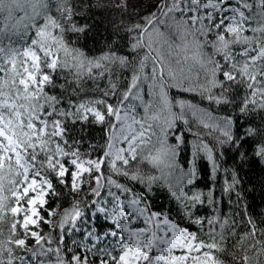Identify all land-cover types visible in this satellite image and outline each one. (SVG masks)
I'll return each mask as SVG.
<instances>
[{
	"label": "snow or ice",
	"instance_id": "obj_1",
	"mask_svg": "<svg viewBox=\"0 0 264 264\" xmlns=\"http://www.w3.org/2000/svg\"><path fill=\"white\" fill-rule=\"evenodd\" d=\"M115 6L126 8V0ZM48 7L47 0H0V73L4 74L0 76V222L6 220V212L12 217L8 240H0V264H5L2 258L5 250L8 253L7 264H13V249L7 245L23 248L29 234L37 245L45 239L38 232L30 231L29 226L38 227L40 221L53 223L40 216L38 206L47 204L48 195L62 194L57 191V185L79 195L83 186L94 180L95 187L90 190L99 196L104 186V166L116 175L143 183L145 178L139 171L130 173L126 166L144 153L152 136L156 135L149 121L161 122L160 147L155 155L150 149L147 155H143V159L154 167H159L162 157L175 155V149L166 144L167 129L173 127L176 119L183 118L185 109L191 110L205 128H216L224 137L231 139L230 120L223 126L206 123L204 116H197L195 107L184 101L175 105L181 109L179 114L173 111L174 105L167 89L179 87L184 91H196L194 87H185L184 81L192 79L193 69L197 66L204 71L208 85H199V90L201 94L207 93L210 101L230 103L227 93L231 86L243 84L250 91L243 100L241 111H247L249 105L264 110V0H163L158 8L174 22L176 31L169 34L155 26L156 13L145 18L152 26L151 31L143 25H133L129 31L138 29L139 33L131 49L137 52L146 49L138 63L111 50L99 58H88L65 38L66 32L81 33L86 27L73 22L72 7L57 9L63 22L48 14ZM176 13L180 14L179 18ZM9 33V43L5 47L2 38ZM13 35L21 39L12 40ZM174 36L180 43H176ZM216 56L222 57L223 63L214 59ZM173 57L175 68L172 66ZM149 64L156 100L146 106L144 117L138 120L134 109L125 101L133 94L132 89L137 87L143 70ZM109 65H118L121 69L131 66L132 70L129 87L117 106L104 99L74 102L70 98L85 91L82 86L85 77L96 80L103 78L105 73L111 75ZM45 69L51 71L46 72ZM57 69L67 70L71 79L65 76V83L57 85L53 80ZM94 69L99 71L94 73ZM220 75L223 80L218 79ZM196 79H199V71ZM46 86L59 87L68 93V107H60L65 97L49 94L45 91ZM218 87L224 91L216 95L212 90ZM111 88V93L103 91L104 96L114 94L116 84L112 83ZM208 118L211 119L210 114ZM69 122L73 125L91 122L107 126L106 144L100 146L105 149L102 156L93 159L72 146L79 141L70 142L66 126ZM117 143H126L127 148L116 147ZM259 154L264 156V148ZM158 179L156 176L147 177L149 189ZM107 185L125 193L129 191L111 176L107 177ZM6 191L8 195H5ZM143 199V196L133 194L126 202H119L120 216L126 215L124 209L129 207L137 218H143L146 227L131 228L129 223L117 222V227L127 235L120 237L122 254L118 259L112 257L113 264H224L216 255L226 251L223 232L213 235L211 242L198 241L195 233L181 228L167 216L161 219V214L149 211L146 204L141 206ZM193 199L198 200L199 197ZM21 201H25L28 207H22ZM78 205L77 200L71 210L63 211L61 228L70 216L74 220L81 215ZM22 212L21 222L17 216ZM56 214L55 210H48L49 216ZM248 223L252 228L246 235L251 237L255 235L256 226L251 219ZM18 227L24 230V238H15ZM2 235L3 228L0 227ZM47 242L51 245L52 240L49 238ZM243 242L242 237L238 243L242 245ZM173 249L186 250V254L173 255ZM166 250L168 254L161 255ZM32 251L38 257L55 255L54 262L49 258L39 264H65L59 247L44 249L41 245ZM261 255H264V245L257 253V256ZM73 262L87 264V260L82 261L80 256H73L69 264ZM241 262L252 264V258L245 253ZM101 264L105 262L101 261ZM256 264L261 262L257 260Z\"/></svg>",
	"mask_w": 264,
	"mask_h": 264
},
{
	"label": "trees",
	"instance_id": "obj_2",
	"mask_svg": "<svg viewBox=\"0 0 264 264\" xmlns=\"http://www.w3.org/2000/svg\"><path fill=\"white\" fill-rule=\"evenodd\" d=\"M162 2L163 0L140 2L127 0L125 8L116 7L115 5L120 3L112 0H67V5L65 0H47L49 5L47 13L63 22L57 9L61 6L72 7L73 22L77 26L86 27L81 33L66 32L65 38L72 42L73 47L81 49L88 58H99L103 53L111 50L138 63L146 49H139L138 52L131 49V44L135 42V37L139 33L138 29L129 31L133 25L140 24L151 31L152 26L147 24L145 18L156 13L155 26L169 34L176 31L174 22L163 15L164 10L158 8ZM179 15L176 13L177 18ZM40 22L42 23V20ZM9 36L10 33L2 38V44L5 47L9 43ZM11 39L19 40L21 37L13 35ZM174 39H176L175 36ZM176 43L180 41L176 39ZM214 59L223 63L220 56ZM172 66L177 67L174 57ZM109 67L112 68L111 75L105 73L103 78L96 80L85 77L82 81L85 91L70 98L74 102L104 99L107 103L117 106L124 91L129 87L132 70L131 66L127 69H121L118 65H109ZM97 71L99 70L94 69V73ZM197 71H199L198 80L196 79ZM65 76L71 79L67 70L57 69V72L53 74V80L57 85L64 84ZM150 77L151 64L143 70L137 87L132 89L133 94L129 96L128 101H125V104L135 109L140 119L144 117L146 106L155 103L156 100ZM218 79L224 78L220 75ZM112 83L116 84L115 93L104 96V90L112 92ZM201 84L208 86L204 71L197 66L193 69L192 79L184 81L185 87H194L196 91L169 87L167 91L174 105L173 111L179 114L181 109L175 105L179 101H184L192 104L197 116L203 115L206 123H219L223 126L225 121L230 120L231 139L224 137L216 128H205L199 119L192 115L191 110L185 109L183 118L176 119L173 127L167 129L166 144L175 149V155L162 157L159 167H154L143 159V155H147L149 149L155 155L156 149L160 147L158 137L161 122L149 121L156 135L153 136L144 153L126 166L130 173L139 171L145 178L144 182L116 175L104 166L102 167L105 175L102 181L104 186L100 189L99 196L92 194L90 190L95 187L94 180L90 184L86 183L79 195L70 193L65 186L57 185V191L62 194L48 195L47 204L39 208L40 216L53 223L45 224L40 221L38 227L33 226V228H39L45 237L43 244L46 249L49 246L53 249L59 247L65 264H69L73 256H80L82 261L86 259L87 264H101V261L105 264H113L112 257L118 259L122 253L120 237H126L127 234L117 227L118 219L111 220L108 212L123 198L131 199L133 194H139L144 198L142 205L146 204L149 211L159 212L188 232L195 233L198 241L211 242L213 235L223 232L226 251L218 252L216 255L224 264H242L241 258L245 253L252 258V264H256L257 260L264 264V255L257 256L259 249L264 245V234H262L264 230V156L259 154L264 148V110L249 105L247 111H241L243 100L250 91L243 84H233L227 93L231 102L221 104L210 101L207 93L201 94L199 90ZM45 91L65 97L59 106L68 107V93L63 92L59 87L50 86H46ZM212 91L219 95L224 89L218 87ZM257 102L259 103V97ZM208 114L211 119L208 118ZM66 126L69 129L70 142L79 141V144L72 145L74 148L78 147L81 153L91 158L102 156L105 149L100 146L106 144L109 134L106 125L91 122H77L73 125L69 122ZM108 176L127 187L129 191L125 193L108 186ZM149 176L159 177L150 189L147 185ZM169 185L172 187L170 188ZM5 195H8L7 191ZM196 196L199 197L198 200L193 199ZM77 200L81 215L74 220L70 216L61 228L59 226L61 214L65 209L71 210ZM100 206L104 211H100ZM48 210H55L57 214L49 216ZM5 216L6 220L0 222V227L3 228L0 240L7 241L12 217L7 212ZM132 218V214H129L128 219L132 220ZM17 219L22 222L21 213L18 214ZM249 219L253 220L256 226L255 235L251 237L246 235L252 228L248 223ZM225 221H227L226 224ZM221 225H224L223 229ZM131 226L142 227L144 223L136 218ZM113 233L116 235H112ZM242 237L244 242L241 245L238 242ZM15 238H24L22 228L18 227ZM49 238L52 240L51 245L47 242ZM216 238L218 240L219 236ZM37 246L30 234L23 248L15 244L7 245L13 249V264H20V258H23V255L30 264H39V259L47 261L50 258L53 262L55 261L54 254L48 257H37L32 251ZM2 258L7 264L6 250Z\"/></svg>",
	"mask_w": 264,
	"mask_h": 264
},
{
	"label": "rangeland",
	"instance_id": "obj_3",
	"mask_svg": "<svg viewBox=\"0 0 264 264\" xmlns=\"http://www.w3.org/2000/svg\"><path fill=\"white\" fill-rule=\"evenodd\" d=\"M112 1H114V2H118V3H121V0H112ZM140 1H144V0H139V2ZM146 1H148V0H146ZM126 2H127V0H126ZM4 74L3 73H0V76H3ZM130 107V106H129ZM131 108H133V107H131ZM134 109V108H133ZM123 114V113H122ZM134 115L136 116V119H140L137 115H136V112H135V109H134ZM135 127L138 129L139 128V125H135ZM146 127H147V125H146ZM152 138H153V136H152ZM152 138H151V141H152ZM150 145V144H149ZM148 145V146H149ZM116 147H124V148H127V144L126 143H117L116 144ZM93 159H96V158H93ZM30 195H34L33 193H30ZM127 200H129V199H125V198H123L121 201H127ZM21 206L22 207H25V208H27L28 206H27V204H26V202H23V201H21ZM141 206H144V205H142L141 204ZM39 206H38V210H39ZM99 209H100V211H104V209H103V207L102 206H100L99 207ZM124 211H125V213H126V215H124V216H120L119 215V212H120V208H119V203H118V205L116 206V207H113L108 213H109V215H110V218H111V220H117V222H119V223H121V224H124V223H129L130 224V227L131 228H141V227H133V226H131V223H132V221H135V219L137 218L133 213H132V210H131V208H129V207H125V209H124ZM39 213H40V210H39ZM23 212L21 213V215H22V218H23ZM129 214H132V220H129L128 219V215ZM165 215H163V214H161V219H163V217H164ZM34 219H35V217H34ZM138 219H140V220H142V222H143V218L141 217V218H138ZM172 221V220H171ZM173 222V221H172ZM144 223V222H143ZM175 223V222H174ZM33 226L34 225H30L29 226V228H30V231H36V232H38L42 237H43V234L40 232V229L39 228H33ZM142 227H146V225L144 224V226H142ZM181 227V226H180ZM181 228H183V227H181ZM183 229H185V228H183ZM162 234V233H161ZM169 235H170V233H169ZM31 237V236H30ZM33 240H34V242H36L35 241V238L34 237H31ZM43 246L44 247V249H46V247H45V245L43 244V240L41 241V244L40 245H38L36 248H39L40 246ZM35 248V249H36ZM168 253H167V250L164 252V253H161V255H167ZM172 254L173 255H176V256H179V255H184V254H186V250H181V249H173L172 250ZM193 255H196V253H193ZM38 257V256H37ZM41 261V259H39L38 260V263ZM20 264H30L28 261H27V258H26V256L25 255H23V260L20 258Z\"/></svg>",
	"mask_w": 264,
	"mask_h": 264
}]
</instances>
